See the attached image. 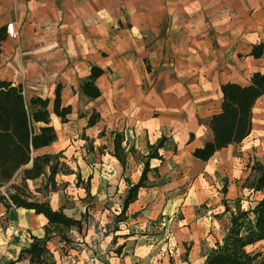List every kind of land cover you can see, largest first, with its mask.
<instances>
[{
	"label": "crops",
	"instance_id": "1",
	"mask_svg": "<svg viewBox=\"0 0 264 264\" xmlns=\"http://www.w3.org/2000/svg\"><path fill=\"white\" fill-rule=\"evenodd\" d=\"M7 21L17 35L1 43L0 77L20 83L26 99L51 101L59 83L61 103L72 107L66 121L50 115L56 137L34 151H60L67 170L55 174L53 190L41 184L44 176L26 184L80 222L64 237L50 233L40 262L23 252L9 263L44 234L46 217L0 202V264H200L228 226L223 199L229 209L235 199L246 208L264 194L242 185L252 159L264 155V93L241 141L206 160L192 154L211 136L207 116L220 107L219 83L264 73V49L247 55L264 40V0H0V26ZM90 64L104 68L94 98L78 86ZM93 109L100 117L86 125ZM114 130L135 151L124 168L112 155ZM161 134L162 159L149 160L157 168L116 219L142 168L133 157ZM246 248L264 252V238Z\"/></svg>",
	"mask_w": 264,
	"mask_h": 264
},
{
	"label": "trees",
	"instance_id": "2",
	"mask_svg": "<svg viewBox=\"0 0 264 264\" xmlns=\"http://www.w3.org/2000/svg\"><path fill=\"white\" fill-rule=\"evenodd\" d=\"M6 35L5 27L0 26V46ZM263 49L264 40L252 42L247 55L260 57ZM103 70L98 64H90L88 73L79 81V90L90 98L96 97L100 91L95 79ZM219 87L220 107L207 116L211 136L192 150V154L201 160H206L221 146L239 142L249 134L252 106L255 99L264 93V73L253 70L247 82L226 80L220 82ZM59 89L60 84L57 83L51 101L48 96L39 94L26 99L20 83L0 77V202L6 208H29L46 217L44 234L41 237H32L26 248L11 258L9 263L18 259L23 252L29 254L30 260L40 262L46 250L45 240L50 233H59L64 237L63 230L71 225L78 226L80 222L79 218L66 214L61 207L53 208L48 200L35 198L26 184L28 178L44 176L41 184L53 190L56 187L55 174L64 169L60 151L34 152L38 147L53 142L56 137L50 115L54 113L60 121H66L71 111L69 103H61ZM99 117L98 111L91 110L87 115L86 125L94 124ZM111 133L112 155H115L124 168L126 156L130 152L134 154V148L126 145L122 131L114 130ZM165 140L166 135L161 134L156 141L147 143L139 176L135 181H128L116 219L123 218L122 211L137 197L138 190L148 184L147 172L157 168L149 165V160L153 157L159 161L162 159L159 149ZM244 178L243 186L264 193V155L262 159H252ZM222 190H225L224 185ZM224 200V209L229 210L228 226L222 240L216 241L209 248L200 264H264L263 251L246 248L247 245L264 238V194L253 198L246 208H241L238 199H235L234 209H229Z\"/></svg>",
	"mask_w": 264,
	"mask_h": 264
},
{
	"label": "rangeland",
	"instance_id": "3",
	"mask_svg": "<svg viewBox=\"0 0 264 264\" xmlns=\"http://www.w3.org/2000/svg\"><path fill=\"white\" fill-rule=\"evenodd\" d=\"M147 2H148V5H149V3H151V4H154V0H147ZM181 2V1H180ZM136 3H137V0H136ZM125 5V4H124ZM127 7L126 6H123V7H120L119 9L120 10H124V12H125V9H126ZM133 159L134 160H137V161H139V160H142V157H133ZM151 161V160H150ZM126 166H128V164L126 165ZM129 167V166H128ZM65 171V168L64 169H62V172H64ZM148 180L149 179H147V182H148ZM209 206H211V204L209 205ZM199 208H201V210H204V211H206V208H207V206L206 205H202V204H200V206H199ZM204 211L202 212V213H204ZM172 214H175L176 216L177 215H180L181 214V211L179 210V208L177 207V209L175 210V211H173L172 212ZM218 213H215V215H217ZM203 218H201V220H202ZM5 221V220H4ZM2 223V222H1ZM187 248H188V246H187Z\"/></svg>",
	"mask_w": 264,
	"mask_h": 264
},
{
	"label": "built area",
	"instance_id": "4",
	"mask_svg": "<svg viewBox=\"0 0 264 264\" xmlns=\"http://www.w3.org/2000/svg\"><path fill=\"white\" fill-rule=\"evenodd\" d=\"M5 31L8 35L15 37L17 35L16 30L14 29L13 21H7L5 23Z\"/></svg>",
	"mask_w": 264,
	"mask_h": 264
}]
</instances>
